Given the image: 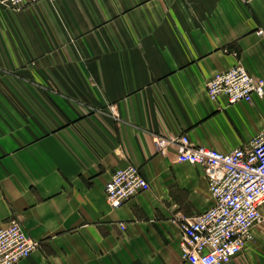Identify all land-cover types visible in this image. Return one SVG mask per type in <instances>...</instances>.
Listing matches in <instances>:
<instances>
[{
  "label": "crops",
  "instance_id": "1",
  "mask_svg": "<svg viewBox=\"0 0 264 264\" xmlns=\"http://www.w3.org/2000/svg\"><path fill=\"white\" fill-rule=\"evenodd\" d=\"M259 30L264 0L0 4V227L18 218L41 241L17 264H189L177 217L214 197L203 167L154 136L252 142L264 95L213 101L207 82L237 64L264 78ZM130 163L151 188L113 207L106 187ZM252 233L228 264H264V224Z\"/></svg>",
  "mask_w": 264,
  "mask_h": 264
},
{
  "label": "built area",
  "instance_id": "2",
  "mask_svg": "<svg viewBox=\"0 0 264 264\" xmlns=\"http://www.w3.org/2000/svg\"><path fill=\"white\" fill-rule=\"evenodd\" d=\"M39 1L43 0H0V4L19 10ZM207 92L213 101L225 95L229 103L252 102L255 95H264V78L252 76L237 64L210 78ZM154 141L160 153L166 155L168 147L174 145L178 161L202 166L215 201L206 211L177 217L183 261L228 264L253 240V227L264 224V125L248 146L231 152L195 145L187 134L155 135ZM150 188L140 168L130 163L115 170L106 187V197L113 207H119ZM120 225L125 228L123 223ZM40 245L41 241L12 217L0 227V264H17Z\"/></svg>",
  "mask_w": 264,
  "mask_h": 264
},
{
  "label": "bare ground",
  "instance_id": "3",
  "mask_svg": "<svg viewBox=\"0 0 264 264\" xmlns=\"http://www.w3.org/2000/svg\"><path fill=\"white\" fill-rule=\"evenodd\" d=\"M263 32H264V31H263ZM227 70H228V69H227ZM246 70H247V69H246ZM247 71H248V70H247ZM248 72H249V71H248ZM249 73H250V72H249ZM252 76H253V75H252ZM245 246H246V245H245ZM242 251H243V250H242ZM240 254H241V253H240ZM237 256H238V255H237ZM237 256H236V257H237ZM234 258H235V257H234ZM234 258H233V259H234ZM233 259H232V260H233ZM229 263H230V262H229Z\"/></svg>",
  "mask_w": 264,
  "mask_h": 264
},
{
  "label": "rangeland",
  "instance_id": "4",
  "mask_svg": "<svg viewBox=\"0 0 264 264\" xmlns=\"http://www.w3.org/2000/svg\"><path fill=\"white\" fill-rule=\"evenodd\" d=\"M54 1H55V0H54ZM35 3H36V2H35ZM32 4H34V3H32ZM29 5H31V4H29ZM29 5H27V6H29ZM27 6H26V7H27ZM24 8H25V7H24ZM21 9H23V8H21ZM19 10H20V9H19Z\"/></svg>",
  "mask_w": 264,
  "mask_h": 264
}]
</instances>
